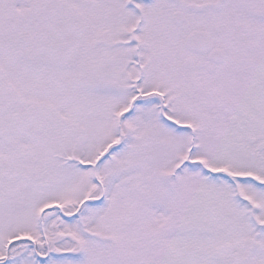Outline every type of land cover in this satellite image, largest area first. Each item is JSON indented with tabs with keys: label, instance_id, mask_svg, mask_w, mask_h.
Returning <instances> with one entry per match:
<instances>
[{
	"label": "snow or ice",
	"instance_id": "obj_1",
	"mask_svg": "<svg viewBox=\"0 0 264 264\" xmlns=\"http://www.w3.org/2000/svg\"><path fill=\"white\" fill-rule=\"evenodd\" d=\"M0 264H264V0H0Z\"/></svg>",
	"mask_w": 264,
	"mask_h": 264
}]
</instances>
